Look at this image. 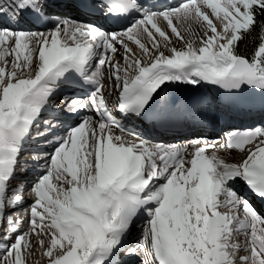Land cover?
<instances>
[{
	"label": "snow or ice",
	"instance_id": "obj_1",
	"mask_svg": "<svg viewBox=\"0 0 264 264\" xmlns=\"http://www.w3.org/2000/svg\"><path fill=\"white\" fill-rule=\"evenodd\" d=\"M0 264H264V0H0Z\"/></svg>",
	"mask_w": 264,
	"mask_h": 264
},
{
	"label": "bare ground",
	"instance_id": "obj_2",
	"mask_svg": "<svg viewBox=\"0 0 264 264\" xmlns=\"http://www.w3.org/2000/svg\"><path fill=\"white\" fill-rule=\"evenodd\" d=\"M203 92H207V89H204V90H202ZM216 111H218V113L216 114ZM222 111V109H221V107L219 106V107H216L215 109H214V112L213 113H215L216 115H218L219 116V113ZM215 114H213V116H210V118L212 119V124H211V126L208 128V129H206V131L208 132V131H211L213 128H215V126H216V124H217V120H215V117H216V115ZM214 118V119H213ZM217 119H219V117H217ZM246 119H244V118H242V121H245ZM221 155H224V156H227V152H221ZM229 159H236V154H235V152H233V154H232V156H230V157H228ZM135 231V230H134Z\"/></svg>",
	"mask_w": 264,
	"mask_h": 264
}]
</instances>
